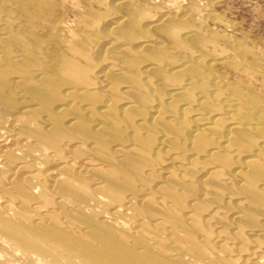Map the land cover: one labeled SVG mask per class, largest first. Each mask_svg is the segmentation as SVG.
Segmentation results:
<instances>
[{
  "label": "bare ground",
  "instance_id": "bare-ground-1",
  "mask_svg": "<svg viewBox=\"0 0 264 264\" xmlns=\"http://www.w3.org/2000/svg\"><path fill=\"white\" fill-rule=\"evenodd\" d=\"M52 5L0 0V239L26 264H264V115L210 7L152 19L166 46L133 5L92 55Z\"/></svg>",
  "mask_w": 264,
  "mask_h": 264
},
{
  "label": "rangeland",
  "instance_id": "rangeland-1",
  "mask_svg": "<svg viewBox=\"0 0 264 264\" xmlns=\"http://www.w3.org/2000/svg\"><path fill=\"white\" fill-rule=\"evenodd\" d=\"M84 1L85 0H47L51 5L53 4L50 13H52L56 19H60L63 16L61 19L71 28H75L76 32L82 33L83 31L82 34H87V36H89L92 55L96 53L97 43L99 41L101 42L103 39L107 40L106 29L109 26L107 23L114 21L113 19L116 20L121 14H127L134 6L133 9L142 13L140 23L145 30L147 35L146 38L156 39L157 43L161 42L160 44L162 45L165 43L164 45L166 46H168V42L164 38L157 37V31L149 27L152 19L157 15L163 14L169 15L179 21L187 20L192 22V20H194L193 22L197 24L200 20V14L203 13L206 8L210 7V11H212L211 13L216 17V21L214 23L208 22L207 24H209V29L215 33V35H219L218 37L216 36L215 45H207L206 48L208 47V51L211 53H215L216 50L218 55L227 57L226 65H229L230 63L228 62L231 61L233 65L235 64V69H231V71L218 69L219 74L223 77L227 85L238 90L240 89L241 93L244 94L245 97L247 96L246 99L249 103L252 106L258 107L261 114L264 115V0H123L125 6H120L118 3L120 0ZM178 2L181 4L178 5ZM184 4H186V6ZM8 7V9H15L13 6ZM81 7L83 8L82 10ZM177 7L180 9H176ZM195 7L198 8L196 9ZM167 9L168 11H166ZM195 9L196 12L194 11ZM201 10L203 12H201ZM82 13L89 17V23L92 20L95 21L91 27L88 26L87 23L84 24L83 22H79L78 17L83 15ZM150 13H153L152 16ZM102 27L107 28L104 29ZM66 29L59 31V33L69 37V30ZM99 30H102L100 31L102 33L97 42L96 33ZM230 38L237 42L241 54L237 62L230 57V48L226 43L227 40H231ZM245 51L247 52L245 53ZM99 67H101V65H98L97 69H99ZM239 70L242 72H239ZM33 259L36 260L35 257ZM0 264H26V262L13 250V248L0 239Z\"/></svg>",
  "mask_w": 264,
  "mask_h": 264
}]
</instances>
